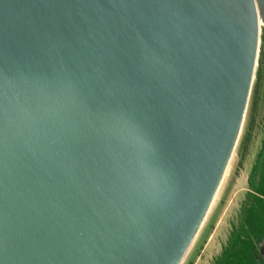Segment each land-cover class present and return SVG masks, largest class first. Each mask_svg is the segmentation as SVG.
<instances>
[{
	"label": "water",
	"instance_id": "95a60500",
	"mask_svg": "<svg viewBox=\"0 0 264 264\" xmlns=\"http://www.w3.org/2000/svg\"><path fill=\"white\" fill-rule=\"evenodd\" d=\"M261 33L264 0H0V264H180Z\"/></svg>",
	"mask_w": 264,
	"mask_h": 264
},
{
	"label": "rangeland",
	"instance_id": "374dc122",
	"mask_svg": "<svg viewBox=\"0 0 264 264\" xmlns=\"http://www.w3.org/2000/svg\"><path fill=\"white\" fill-rule=\"evenodd\" d=\"M261 35L246 107L225 173L180 264H213L225 248L229 233L241 222L246 224L240 219V206L253 192L250 185L260 184V150L264 138V44ZM254 195L262 199L264 205V199ZM263 240L264 237L255 245L257 264H264V244L260 248Z\"/></svg>",
	"mask_w": 264,
	"mask_h": 264
},
{
	"label": "trees",
	"instance_id": "16d2710c",
	"mask_svg": "<svg viewBox=\"0 0 264 264\" xmlns=\"http://www.w3.org/2000/svg\"><path fill=\"white\" fill-rule=\"evenodd\" d=\"M264 44V36L261 35ZM261 160L259 167L260 184L250 185L251 194H248L240 206V223L236 230H232L227 239L225 248L213 264H257L255 261L257 245L264 237V138L261 144Z\"/></svg>",
	"mask_w": 264,
	"mask_h": 264
},
{
	"label": "bare ground",
	"instance_id": "6f19581e",
	"mask_svg": "<svg viewBox=\"0 0 264 264\" xmlns=\"http://www.w3.org/2000/svg\"><path fill=\"white\" fill-rule=\"evenodd\" d=\"M260 25V24H259ZM226 169V168H225ZM224 173H225V170H224ZM224 173H223V175H224ZM223 175H222V177H223Z\"/></svg>",
	"mask_w": 264,
	"mask_h": 264
}]
</instances>
